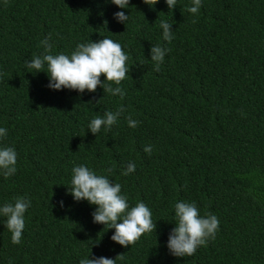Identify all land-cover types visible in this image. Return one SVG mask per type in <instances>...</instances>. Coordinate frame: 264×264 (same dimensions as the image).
Masks as SVG:
<instances>
[{
	"label": "trees",
	"instance_id": "16d2710c",
	"mask_svg": "<svg viewBox=\"0 0 264 264\" xmlns=\"http://www.w3.org/2000/svg\"><path fill=\"white\" fill-rule=\"evenodd\" d=\"M191 4L0 0V128L7 129L0 148L18 154L16 173L0 172V207L31 201L20 244L0 217V264L121 254L116 264H264V0H202L195 16L186 10ZM120 11L126 23L114 16ZM161 21L172 24L171 43ZM103 38L128 55L123 99L102 86L55 90L46 64L39 73L26 67L45 54V39L49 54L70 56L78 44ZM156 45L170 49L158 72ZM121 106L110 131L91 132L92 119ZM129 116L140 121L136 128ZM129 162L135 171L124 175ZM80 165L119 183L130 208L143 202L156 231L127 248L113 241L114 228L94 223L98 206L69 192ZM178 202H195L201 216L220 221L216 238L192 256H174L167 246Z\"/></svg>",
	"mask_w": 264,
	"mask_h": 264
},
{
	"label": "clouds",
	"instance_id": "9594fccd",
	"mask_svg": "<svg viewBox=\"0 0 264 264\" xmlns=\"http://www.w3.org/2000/svg\"><path fill=\"white\" fill-rule=\"evenodd\" d=\"M119 8H128L129 0H111ZM7 3V0H5ZM143 3L155 8L158 0H143ZM170 10L177 6V0H166ZM202 7V0H192V4L186 10L194 16L199 13ZM118 22L126 23L129 16L123 11L114 14ZM196 21L193 20V23ZM163 29V40L171 43L173 40L172 24L161 21ZM45 54L34 55L25 64L29 72L39 73L44 71L50 77L49 87L55 90L64 88L78 90L83 93L85 90L95 92L98 86L104 88L105 93L120 95L123 99L125 92L119 85L127 78L129 68L127 67L128 55L122 46L109 39L103 38L98 42L78 44L71 55L60 53L49 54L51 44L48 39L43 40ZM166 49L160 45L151 47V61L153 70L160 71L164 61ZM106 76V82L101 83V76ZM117 87H111V84ZM125 111L121 106L114 113L107 111L103 117H96L91 120L89 129L93 134H98L103 128L110 131L118 118ZM129 127L136 128L140 121L127 117ZM7 135V129L0 128V138ZM144 151L151 155L152 146L146 145ZM18 154L13 147L0 148V172L5 178L13 176L17 171ZM110 172L111 169H108ZM135 171V164L129 162L124 175ZM70 194L76 201L87 200L91 205L98 206L93 213L94 223L103 224L108 229H115L111 237L113 241L127 248L135 245L142 235L156 231L157 223H153L152 212L143 203L139 202L134 207H129L127 197L121 194L122 186L119 183L113 184L105 175H97L84 165L76 166L72 170ZM31 201L24 197L15 198L14 203H8L0 207V217H5V225L11 233V243L18 245L22 240V233L25 229V212L30 207ZM176 227L169 236L168 248L174 256L186 257L196 253L198 247L207 246L209 240L216 238L220 221L212 213L200 215L199 208L195 202H178L175 204ZM122 221V222H118ZM123 254L116 259L105 257L88 258L80 260L79 264H116L117 259H122Z\"/></svg>",
	"mask_w": 264,
	"mask_h": 264
}]
</instances>
